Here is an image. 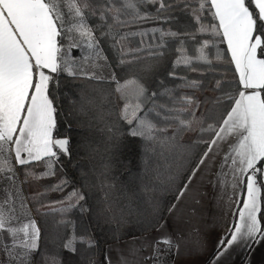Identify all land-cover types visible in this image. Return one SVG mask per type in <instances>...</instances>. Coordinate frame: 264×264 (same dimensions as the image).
Wrapping results in <instances>:
<instances>
[{
    "label": "trees",
    "instance_id": "trees-1",
    "mask_svg": "<svg viewBox=\"0 0 264 264\" xmlns=\"http://www.w3.org/2000/svg\"><path fill=\"white\" fill-rule=\"evenodd\" d=\"M75 2L83 9L87 0ZM164 2L172 3L173 0ZM198 2L195 7H198ZM56 3L64 10V0H56ZM249 4L250 11L255 8L257 16L254 18L258 19L253 1L246 0V6ZM159 7V2L115 0V7L105 14L104 19L99 11L95 16H85L119 83L137 80L145 86L147 95L153 97L146 105L142 104V109H151L149 119L156 129L163 130L154 133L156 141L148 142L127 135L119 145L115 140H108V128L115 124L124 104L137 102L121 100L120 94L115 91L116 83L111 78L91 79L83 75L72 78L64 72H50L53 79L49 88L57 97L54 105L57 107L54 114L57 127L53 138H70L71 156H61L59 162L53 165L51 175H44L48 171L44 159L13 166L14 180L6 178L12 172L6 170L0 174L5 177L0 179V185L21 184L37 220L40 236L34 264H53V259L58 264H105L107 244L154 231L162 223L222 123V119L217 120L221 113L217 98L225 92L238 97L242 89L221 29L219 36L214 35L218 19L205 18L203 25L206 31L200 32L201 25L194 23L192 16L172 8L169 10L171 17L165 19L169 11L158 13ZM145 14L153 18L141 19ZM210 16L211 13H207V17ZM97 25L100 27L96 28ZM101 31L108 36H101ZM169 32H177L181 36L174 39L166 35ZM162 33L165 35L162 36ZM191 33H197L195 39ZM254 34L260 35V32L254 29ZM116 40L120 43L113 47ZM162 40L164 47L161 48ZM261 41L264 47V36ZM152 52H162L163 55L153 56ZM201 55L203 59H200ZM258 55L264 59L259 48ZM120 60L126 63L120 65ZM218 81L221 82L219 89L216 87ZM193 83L198 86L192 87ZM65 93H71L74 103L70 104ZM188 99L192 103H187ZM81 104L86 115L79 114ZM220 104L230 110V105ZM223 115L226 117V111ZM122 123L127 132L126 122ZM208 125H212L211 130H207ZM165 137L170 140L161 145L159 141ZM84 144L90 146L77 147ZM142 144L154 149L148 153L146 172L141 165ZM105 163L111 164L106 176L101 175ZM263 164L258 161L257 168L262 169ZM172 175L175 179L169 182L168 177ZM261 175L257 173L262 217L264 185ZM61 181L68 183L62 189L54 190ZM101 182L105 183V187H101ZM74 189L85 195L82 203L88 211L81 213L79 207L68 212L58 211L69 203H76L75 199H67ZM154 205H158V211H154ZM117 232L118 236H114ZM74 233L77 237L87 235L97 242V248L87 251L83 261L80 258V253L85 251L83 244L75 245L76 253L63 248ZM156 248L160 250L162 259L154 257V261L170 264L173 249L167 251L163 243H158Z\"/></svg>",
    "mask_w": 264,
    "mask_h": 264
},
{
    "label": "snow or ice",
    "instance_id": "snow-or-ice-1",
    "mask_svg": "<svg viewBox=\"0 0 264 264\" xmlns=\"http://www.w3.org/2000/svg\"><path fill=\"white\" fill-rule=\"evenodd\" d=\"M146 3H160L157 12L169 11L172 8H178L181 12L192 16L194 23H200V32L206 31L203 25L205 18L212 20L219 19V24L215 26L214 35L219 36V29H223V38L227 40V50L231 52V61L235 63L236 71L239 72L240 85H243L247 91H239L237 98L231 92H225L217 98L221 113L217 120L222 119L219 124V130L215 131L211 143L208 144V151H205L200 163L193 170L192 175L184 188L180 190V196H177V202L187 191L188 185L195 178L196 171L205 162L210 154H218L222 147L228 145V154L225 159L232 161L233 174L239 177L241 182L246 179L247 197L243 200V207L239 210L240 223L235 225V231L231 233V239L228 240V246H232L240 240L246 242H255L256 237L264 239V229L261 221L257 218V213L261 211L260 192L261 188L257 185V173H264V169L257 168V162L264 163V59H257V49L264 54V47L261 46V37L264 36V0H255V7L258 8V19L255 8L250 11V6H246V0H199L198 7H195L197 0H173L172 3H166L164 0H145ZM115 7V0H87L84 8L77 7L73 3L72 8L75 15L80 18L81 24L77 30L81 31L82 36L88 39L87 47L92 52L89 56L83 57V62L87 63L89 57L93 68H101L102 64L96 63L97 60L106 61V57L100 50V44L97 37L93 35V29L89 28L83 20L86 15L95 16L97 11L102 19L105 14ZM215 12H212V9ZM119 9H117V12ZM202 13L204 15H202ZM207 13H211L207 17ZM171 17L169 16L165 19ZM141 19L153 18L148 14L140 17ZM158 18V17H156ZM66 17L61 14L56 0H0V154L8 152L10 145H15L16 162L19 165H25L27 160L21 157V153H27L30 160L40 161L44 159L47 163L48 171L44 175H51L53 165L59 162L61 156H71V139H54V129L57 127V120L54 116L57 113V97L53 95L49 88V82L52 76L46 75L40 69H50L51 73L67 72L72 78L78 76H87L80 62L68 61L64 59L65 53L62 52L65 44L67 49L75 50L80 47L75 42L74 37L70 35L71 29L65 31ZM97 25L96 28H99ZM254 29L260 32V35H254ZM156 31V30H153ZM101 36H108V33L101 31ZM165 33H162V36ZM174 39H179L181 34L169 32ZM187 35V34H186ZM195 39L197 33L190 34ZM123 39V37H121ZM254 40L255 42H249ZM116 40L113 47L119 44ZM160 47H164L163 40ZM30 54V55H29ZM153 56H162V52H152ZM200 59H203L201 55ZM34 60V64L32 61ZM124 65V60L119 61ZM73 67H67V65ZM35 69V71H34ZM34 76L38 77L34 79ZM91 79H101L95 75ZM111 80L116 83L115 91L120 94L121 100H135L134 104L125 103L123 109L118 113L114 125L108 128V140H115L119 145L125 135L142 138L144 141L155 142L154 133L158 130L155 124L149 119L151 109H142V104L146 105L153 97L147 95V89L137 80H126L123 84L119 83L117 76L112 74ZM197 87L195 83L191 85ZM216 87L221 88V82H217ZM29 89H34L29 91ZM163 94V93H161ZM65 98L74 103L71 99V93H65ZM83 93H81V97ZM50 97H52L50 99ZM224 102L230 105V110L224 107ZM187 103H192L191 99ZM70 109V113H71ZM226 111V118L223 113ZM24 115H21V113ZM79 114L86 115L83 104L79 109ZM22 121V125L17 129V122ZM126 122L127 132L124 131ZM212 125H208L207 130H211ZM91 130V124H89ZM19 135L14 137V132ZM170 138L165 137L160 140L161 145L169 142ZM90 145H77V147H89ZM154 151L144 144L141 146V165L143 170L147 171L149 162L148 153ZM111 164L105 163L103 173L105 175L110 171ZM5 170L12 172L7 160L0 161V174ZM250 173V174H249ZM178 174V173H177ZM28 175V173H26ZM83 175V173H81ZM159 175V174H158ZM15 173L12 172L6 178L14 180ZM5 178L0 175V179ZM175 175L169 176L168 181H174ZM67 181H61L54 190H60L67 185ZM87 187V184L85 185ZM111 187V185H107ZM101 187L105 183L101 182ZM69 201L75 199L76 203H69L66 208L58 211L68 212L73 208L79 207L81 213H86L88 209L83 205L85 195L79 190H73L68 198ZM7 210L0 207V230L5 229L10 216L14 215L15 209L10 202ZM25 205L22 203L21 208ZM177 208V203H173L168 209L169 214ZM158 205H154V211H158ZM31 236L25 232V239L20 243V251L15 247L4 248L10 258H15L19 264H30L31 254L38 250L37 239L39 230L35 222L31 224ZM8 232L15 236L16 229L8 228ZM118 236V232L114 233ZM157 243H163L167 246V251H172L174 241L169 236L157 239ZM76 244H83L85 251L80 253L83 261L87 251L97 248V242L90 239L87 235L73 236L63 244V248L76 253ZM145 248L147 245L144 246ZM140 248H130L129 257L121 255L120 264H134L135 257L140 253ZM97 256L99 252L97 251ZM167 252H165V255ZM176 256L180 264H198V257L195 254L181 256L179 244H176ZM154 257H160V250L153 246V253L144 257L150 260ZM53 264L58 261L53 259ZM95 264V262H93ZM105 264H112L111 256L106 253Z\"/></svg>",
    "mask_w": 264,
    "mask_h": 264
},
{
    "label": "crops",
    "instance_id": "crops-1",
    "mask_svg": "<svg viewBox=\"0 0 264 264\" xmlns=\"http://www.w3.org/2000/svg\"><path fill=\"white\" fill-rule=\"evenodd\" d=\"M252 1L255 5V0ZM221 31L223 33V29ZM225 42L227 45L226 39ZM249 42L255 41L250 40ZM78 44L81 48L85 47L82 42H78ZM89 53L91 52L88 49L87 56ZM229 53L231 56L230 51ZM257 59H262L258 55V49ZM32 63L34 64V60ZM96 63L102 64L103 67L93 68L89 57L88 68H93L92 71L98 76H105L104 78L112 76L113 72L107 61L97 60ZM233 64L235 66L234 62ZM40 70L46 75L51 72L50 69ZM237 74L239 78V72ZM36 78L38 77L34 76V79ZM241 86V91H252L245 90L243 85ZM33 90L29 89L30 92ZM21 115L24 113L22 112ZM21 125L22 121L17 122V129ZM12 135L16 137L19 132H14ZM227 154L228 145L225 144L218 154L209 155L199 170L196 171L195 178L188 185V189L182 198L178 202L177 198L174 201L177 203L176 210L171 214L168 211L162 223L154 231L107 244L105 255L107 253L111 256L112 264H120L121 255L129 257V249L133 247L142 249L135 257L134 264H161L155 262L154 258L145 260L144 257L152 255L153 246L156 247L158 244L157 239L165 236L171 237L174 241L172 246L173 257L170 264H180L176 256L177 243L179 244L180 255L195 254L198 257V264H264V239L259 236L256 237L255 242L249 243L240 240L232 246H228L227 242L231 239V233L235 231V225L241 222L239 210L243 207V200L247 197V187L246 179L241 182L239 177L233 174L232 161L225 159ZM21 157L28 162L33 161L29 159L27 153H21ZM5 159L10 169L19 165L16 162L14 143L10 145L8 152L0 154V161ZM262 169H264V164ZM261 180L264 185V173L261 175ZM257 185L260 187L258 182ZM178 196H180V192ZM5 201L10 202L15 212L8 219L5 229L0 230V264H19L15 258H10L3 249L15 247L16 251L19 252L21 250L20 243L25 239V232L29 237L31 236L32 222H35L38 230L39 227L21 184L0 185V207L7 210L9 203H5ZM22 203L25 205L24 208H21ZM257 218L261 221L262 229H264V209L262 217L258 212ZM8 228L16 229L15 236L8 232ZM37 244H39V237ZM145 245H147L146 248ZM35 252L31 254L30 264H34ZM129 259L132 258L129 257Z\"/></svg>",
    "mask_w": 264,
    "mask_h": 264
},
{
    "label": "rangeland",
    "instance_id": "rangeland-1",
    "mask_svg": "<svg viewBox=\"0 0 264 264\" xmlns=\"http://www.w3.org/2000/svg\"><path fill=\"white\" fill-rule=\"evenodd\" d=\"M73 3L76 4L75 0H64V10L61 9V7L58 6L60 12L62 15H64L66 17V22H65V31H68L69 29H71L70 35L72 37H74L75 42H82L84 44V48L79 47L78 49H76L74 52L73 50H69L67 49V44H65L64 48L62 49V52L65 53L64 55V59L68 60V61H78L80 62V67L83 68V70L88 73L87 76H92L95 75L97 77H105V76H98L97 73H94L92 70L93 68H88L87 63L83 62V57L87 56L88 54V48H87V44H88V39L86 36H82L81 35V31H83V29L77 30L79 28V25L81 24V20L79 17H77L75 15V11L72 8ZM77 6V4H76ZM78 7V6H77ZM83 23H85L88 27V23L86 22V19L84 18ZM90 28V27H89ZM77 35V36H76ZM89 52H92L91 49H89ZM77 55V56H76ZM67 67H73V65L69 64L67 65ZM111 69V67H110ZM67 73V72H64ZM111 78V77H110Z\"/></svg>",
    "mask_w": 264,
    "mask_h": 264
},
{
    "label": "water",
    "instance_id": "water-1",
    "mask_svg": "<svg viewBox=\"0 0 264 264\" xmlns=\"http://www.w3.org/2000/svg\"><path fill=\"white\" fill-rule=\"evenodd\" d=\"M54 139H68V137H56V138H54Z\"/></svg>",
    "mask_w": 264,
    "mask_h": 264
}]
</instances>
